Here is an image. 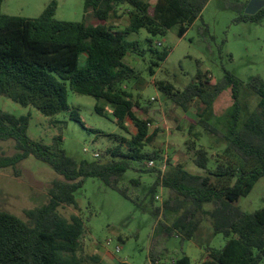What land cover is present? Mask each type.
I'll return each mask as SVG.
<instances>
[{
	"label": "trees",
	"instance_id": "trees-1",
	"mask_svg": "<svg viewBox=\"0 0 264 264\" xmlns=\"http://www.w3.org/2000/svg\"><path fill=\"white\" fill-rule=\"evenodd\" d=\"M209 1L86 0V12L92 11L99 20L88 24L56 19V1L38 18H27L4 15V0H0V95L24 107L36 108L47 117L70 113L72 120L90 133L100 135L102 131L89 126L80 111L71 106L69 91L72 90L111 104L114 108L111 116L100 103L96 111L115 120L121 129L126 130L127 119L136 128L130 138L116 135L117 145L108 148L105 156L78 161L65 150L32 139L31 114L17 116L1 111L0 143L15 140L17 152L12 156L0 155V171L17 169L20 163L34 156L63 179L54 182L47 205L26 212L28 222L0 212V264H107L97 254H84L88 229L83 217L74 215L69 220L60 212L65 206L80 208L77 193L88 178L102 181L154 219L160 215L165 219L172 216L170 225L163 224L167 238L193 240L201 215L208 216L213 234L223 235L226 243L219 249L205 247V258L199 264H264V207L247 213L236 205L264 177V80L261 77H253L243 85L233 73L225 72L222 80L212 84L209 73L199 71L195 81L183 90L167 81H154L155 88L183 111L187 112L195 102L204 106L188 128L193 138L186 146L193 152V163L206 174L190 173L179 164L167 174L156 167L149 170L142 167L145 161L160 159L158 152L145 151L158 130L150 133V122L134 111L146 109L127 91V84L132 80L145 81L125 58L130 54H150L154 60L149 70L154 75V68L167 59L169 50L158 49L152 38L147 39L145 50L139 41L127 38L143 29L151 37L166 36L174 27H178L177 35L182 38L202 18ZM228 1L226 7L239 13L237 22H264V8L255 15H246L244 11L250 0ZM122 8L126 9L128 23L120 29L110 21L119 17ZM228 88L233 103L225 115V131H221L210 121L208 113ZM248 92L257 97L256 108L251 112H247V99H242ZM197 127L223 146L213 167L208 149L198 144ZM130 169L156 174L143 199L131 193L129 186L122 185ZM130 184L135 188L143 186L140 178L132 179ZM160 187L168 189L170 196L161 207L152 208L150 205ZM207 204L212 205L210 210L205 209ZM162 255L154 243L149 253L151 264H162ZM172 264H192V261L182 252L173 258Z\"/></svg>",
	"mask_w": 264,
	"mask_h": 264
},
{
	"label": "rangeland",
	"instance_id": "rangeland-1",
	"mask_svg": "<svg viewBox=\"0 0 264 264\" xmlns=\"http://www.w3.org/2000/svg\"><path fill=\"white\" fill-rule=\"evenodd\" d=\"M53 1L58 3V20L99 23L92 11L86 12V0H4L2 12L8 16L38 18ZM228 3V0H210L202 12V18L197 19L182 38L177 35L178 27L169 30L166 36L151 37L143 29L127 38L128 41H139L144 50L148 47L146 41L149 38H152L158 49L169 50L167 59L154 68V75L149 70L154 60L150 54H130L125 58V62L133 66L145 81L132 80L126 89L146 109L134 111L140 118L150 122V133L158 130L145 151L159 153L160 159L153 167L165 171L164 174L178 164L190 173L206 174L193 163V152L186 146L187 141L193 138L189 135L188 128L197 120L198 111L204 106L195 102L185 112L158 91L154 81H167L176 89L183 90L195 81L199 71L208 72L212 84L222 80L225 72L233 73L243 85L256 76L264 80V22H237L239 13L227 8ZM125 12L126 9L122 8L119 17L111 19L110 24L122 29L128 23ZM69 93L71 106L80 111L89 126L101 130L100 135L87 131L71 119L70 113L47 117L36 108L24 107L3 95H0V112L17 116L31 114L30 137L55 149L65 150L78 161L96 160L95 153H100L103 157L108 148L117 145L116 135L130 138L136 133L130 119L125 123L126 130H123L115 120L97 113L96 105L100 103L111 116L114 109L111 104L98 102L92 96L81 95L72 90ZM244 98L247 99V112L255 110L257 97L248 92L243 95L242 99ZM232 103L231 89L228 88L208 113L210 121L221 131H225V115ZM196 131L200 132L198 144L208 149L210 167H213L223 146L214 137L210 138L201 127H197ZM16 152L15 140L0 143V155L12 156ZM142 167L145 170L152 168L147 161L142 163ZM134 178L141 179V188L130 184ZM61 179L63 176L34 156L20 163L17 169H3L0 171V212L14 214L28 222L26 212L47 205L54 182ZM155 179V173L145 174L130 169L124 175L122 185L129 186L131 193L143 199L147 188ZM156 195L160 198H155L150 205L152 208L161 207L168 200L170 191L160 187ZM77 200L80 208L65 206L60 208V212L69 220L74 215L83 217L88 229L84 254H97L107 264H116L118 261L151 264L149 253L154 243L156 249L163 254L162 264H172L173 258L180 256L182 252L190 256L192 264H199L205 258V247L219 249L226 243L223 235L213 234L211 220L205 215H201V224L193 240L181 241L177 236L167 238L163 232V224L170 225L172 216L165 219L160 215L154 219L95 178L86 179L83 189L77 193ZM236 205L247 213L263 208L264 177ZM211 208L212 205H205L206 210ZM118 246L120 252H117Z\"/></svg>",
	"mask_w": 264,
	"mask_h": 264
},
{
	"label": "water",
	"instance_id": "water-1",
	"mask_svg": "<svg viewBox=\"0 0 264 264\" xmlns=\"http://www.w3.org/2000/svg\"><path fill=\"white\" fill-rule=\"evenodd\" d=\"M264 8V0H250L245 8L246 15H255Z\"/></svg>",
	"mask_w": 264,
	"mask_h": 264
},
{
	"label": "built area",
	"instance_id": "built-area-1",
	"mask_svg": "<svg viewBox=\"0 0 264 264\" xmlns=\"http://www.w3.org/2000/svg\"><path fill=\"white\" fill-rule=\"evenodd\" d=\"M86 151H89V150L86 149ZM94 155H95L96 158H101L102 157V155L100 153H95ZM148 164H149V166L153 167L155 165V161L150 160L148 162ZM156 198L159 199L160 197L157 195ZM109 244H110V242H109ZM117 252H120V246L117 247Z\"/></svg>",
	"mask_w": 264,
	"mask_h": 264
}]
</instances>
